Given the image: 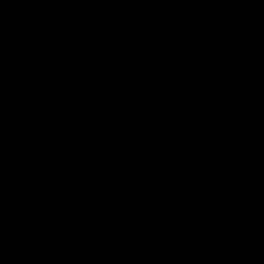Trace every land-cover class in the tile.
Segmentation results:
<instances>
[{
    "label": "water",
    "instance_id": "water-1",
    "mask_svg": "<svg viewBox=\"0 0 264 264\" xmlns=\"http://www.w3.org/2000/svg\"><path fill=\"white\" fill-rule=\"evenodd\" d=\"M0 264H264V0H0Z\"/></svg>",
    "mask_w": 264,
    "mask_h": 264
}]
</instances>
